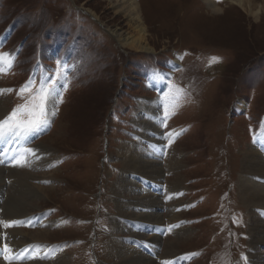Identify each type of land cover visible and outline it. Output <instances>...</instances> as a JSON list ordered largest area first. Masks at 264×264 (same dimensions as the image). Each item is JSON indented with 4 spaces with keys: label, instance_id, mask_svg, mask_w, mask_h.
Here are the masks:
<instances>
[{
    "label": "rangeland",
    "instance_id": "obj_1",
    "mask_svg": "<svg viewBox=\"0 0 264 264\" xmlns=\"http://www.w3.org/2000/svg\"><path fill=\"white\" fill-rule=\"evenodd\" d=\"M137 1L150 54L118 44L114 28L133 35L136 30L110 0H0V53L15 58L0 74L5 117L28 99L29 93H18L30 79L39 86L37 73L29 72L35 64L40 77L58 80L62 98L55 114L47 116L46 128L27 139H11L21 145L16 154L5 145L1 163L11 166L0 165L6 186L0 206L15 194L12 177L25 174L24 193L38 211L31 216L43 215L39 220L50 227L34 222L14 227L50 230L44 246L54 249L48 250L51 257L64 253V264H119L110 253L113 240L134 247L138 239L149 247L153 237L158 247L147 257L155 264L170 261L173 255L163 258V253L173 241L182 242L175 245L182 264H249L254 217L242 203L238 183L242 154L264 142V12L256 20L230 0H215L223 10L218 15L204 0ZM251 1L264 7L263 0ZM9 23L17 26L15 34L9 29L3 34ZM50 40L55 45L42 52ZM21 42L27 48L18 62ZM154 79L162 84L156 87ZM148 102H156L162 116L157 163L165 175L157 188L126 171L119 158L125 146L152 144L137 133L148 116L141 109ZM240 103L246 105L243 110ZM22 145L34 153H27L30 162L20 154ZM171 162L180 168L173 171ZM123 178L160 196L166 226L160 221L157 231L145 234L136 229L138 221L120 214L117 203H132L134 197L114 195ZM172 182L180 184L181 194L162 200V185L169 188ZM176 215L179 224L169 225ZM172 225L188 232L178 236L179 230L168 229ZM139 232L144 238L134 237ZM136 247L145 251V245ZM262 252L259 246L255 253Z\"/></svg>",
    "mask_w": 264,
    "mask_h": 264
},
{
    "label": "bare ground",
    "instance_id": "obj_2",
    "mask_svg": "<svg viewBox=\"0 0 264 264\" xmlns=\"http://www.w3.org/2000/svg\"><path fill=\"white\" fill-rule=\"evenodd\" d=\"M204 2L208 5L209 8H211L212 14L218 15L223 11L221 10V8L216 6L215 0H204ZM230 2L243 11L248 10V13L250 12L254 17H256V20L259 19L261 13L264 12V7H255L251 0H230ZM110 3L114 4L115 9H120L128 15L129 22L132 23L133 26H135L136 30V34L133 35V33H125L122 32L119 28H114L113 32L111 33L117 40L118 44L122 48L128 49L133 52L136 51L145 54L153 53L146 43L147 31L144 27V16L138 1L110 0ZM153 82L156 87H159L162 84L159 79H154ZM245 106V104L240 103V110H243ZM141 109L148 116L143 120L141 125H138L137 129L139 131L137 133L139 135V138H141V141L146 140L144 141V143H148V141H150L152 144H149V142L147 148L145 147V145L141 144L134 147L125 146L122 150V153H120L119 158L123 160L126 171H132L139 174L138 177L141 176L140 178H143L142 180L145 184H147V186L152 185L157 188L162 184L161 179H163L165 175L163 172L164 168H159L157 163V154L160 151L157 146L161 145V143L163 142L161 134V131L163 130H161L162 116L157 113L156 102H148V104L144 105V107ZM4 118L5 114L3 113V110L0 106V120ZM15 140L11 141L10 139L5 143L0 144V153H2V156L0 155L1 167L3 166L1 160L5 158V154L7 152V150L5 149V145L11 144L10 150L11 152H13V154H16V150H19L21 148V145L18 142H15L14 144ZM22 142L24 143V140H22ZM259 146L260 148H258ZM242 155L244 159L243 167L241 168L242 172L240 173V180L238 183L239 192L243 205L248 210H250V216L254 217V224L252 225V229L250 230L252 235L250 246L253 249L252 251H250V257L252 258V260L251 262H249V264H264L263 252L258 254L255 253L259 246H264V142H259L258 145H255L254 148H251L248 152ZM169 168H172L173 171H176L178 170V168H180V165L173 162L172 164H170ZM3 174V169L0 168V177H2ZM25 177L26 175L21 173H19V175L15 174V176L12 177V180L14 181L13 185L15 194H11L10 196L8 195L9 197L7 198V202L5 201L6 203H3L4 208L0 206V264H9L10 259L12 260V264H51V262L53 264L54 262L56 264H64L63 260H66L64 258V253H59L58 255L51 257V252H53L54 249L51 247L52 250L49 253L48 250H50L51 248L47 249L44 246L45 243L49 242L47 238L51 237L50 235H52L50 230L45 229L40 231L35 230L34 232H25L19 230L20 228L18 229L14 227L18 224L20 225L26 222H34L36 224H39V226H41L42 228L50 225L47 224L48 222L45 219L39 220V218L44 217L43 215H37L34 217L31 216L38 211H34L35 206H31V204H29L28 194L24 193V191H27L26 188L28 187ZM4 184L5 181L0 180V202H2V196H5L4 187L6 186H4ZM162 187L164 190L162 200H166V198L168 199V195L173 196L171 200H175L182 191L180 188V184L178 185V183L176 182H172L169 188H166L163 185ZM161 193L162 192H160V194ZM114 195L118 196V198H132V196H134L131 199L132 203H117V209L124 217L138 221H134L137 230L139 229L146 234L148 233V230L155 231V227L161 226V222H163V219L165 217L162 215L164 218L160 219L161 217L159 214V209L162 208L160 196H155L149 191H146L144 187H140V185L134 183L129 178H123L121 180V182L116 186V189H114ZM36 196H38L37 193ZM40 198L41 197L39 196V199ZM134 199H139L141 201L136 204V201ZM180 203L178 202V204H175V207L178 208V210L180 207H182V204ZM135 209H140L142 211V214L136 215L133 212ZM129 210L133 211L130 212ZM173 212L174 214H177L176 210H174ZM178 219L180 220L179 215L178 217L176 215L173 216V218H170V220L168 221L169 223L171 221V223L175 224L177 222V224H179ZM171 223L169 225H171ZM163 224L164 226L167 225L166 222H163ZM176 227L177 228H175V230L174 225L167 228L170 230H174V232H178L179 230L178 236H181L182 234L188 232L187 229H178V226ZM3 231L6 233L5 235L2 234ZM134 237L144 238V234L142 232H139ZM138 241V239L135 240V245H145L144 252L146 254L143 251L139 250L136 246L133 247L132 245H120V242L116 240L112 241L110 253L113 256H117L119 264H155L150 258L147 257V255L148 253H154L157 250L156 246L158 247L159 242L158 237H153L151 239L149 247L148 245L143 243L144 241ZM181 243L182 242L180 241H173L168 245V247H166L167 249L165 250V253H163V258H169L170 255H173L170 258V261H168L166 264L184 263L182 257L175 258L176 256H180V253L175 249V245ZM5 247L10 250V253L4 252ZM11 254H14L18 259H13ZM6 256H8L9 259H6ZM30 256H33V258Z\"/></svg>",
    "mask_w": 264,
    "mask_h": 264
},
{
    "label": "snow or ice",
    "instance_id": "obj_3",
    "mask_svg": "<svg viewBox=\"0 0 264 264\" xmlns=\"http://www.w3.org/2000/svg\"><path fill=\"white\" fill-rule=\"evenodd\" d=\"M14 59L8 53H0V74L4 73L5 64H7L9 70L11 69ZM36 83V80L30 79L21 88L18 94L29 93L28 99L24 104L14 108L8 116L0 120V144L13 138L27 139L48 126L47 116L54 115L57 102H62V98L57 91L58 80L41 76L39 77L38 87H36ZM34 87L35 91L33 92ZM3 91L0 90V94H3ZM50 104L52 105L51 110L49 109ZM25 151L34 155L30 148L25 149ZM17 163L19 166H23L20 161ZM4 252L10 253V250L5 247ZM11 255L13 259H18L14 254ZM5 258L9 259L8 256ZM9 264H12L11 259Z\"/></svg>",
    "mask_w": 264,
    "mask_h": 264
},
{
    "label": "trees",
    "instance_id": "obj_4",
    "mask_svg": "<svg viewBox=\"0 0 264 264\" xmlns=\"http://www.w3.org/2000/svg\"><path fill=\"white\" fill-rule=\"evenodd\" d=\"M10 23H11V22H10ZM10 23H9V24H10ZM7 27H8V26H7ZM53 30H54V29H53ZM60 33H61V32H60ZM56 36H57V35H56ZM54 37H55V36H54ZM45 43H46V42H45ZM45 43H44V44H45ZM46 45H47V44H46Z\"/></svg>",
    "mask_w": 264,
    "mask_h": 264
}]
</instances>
